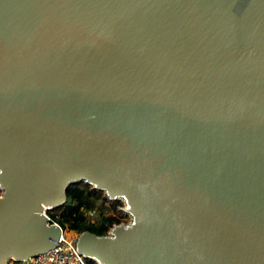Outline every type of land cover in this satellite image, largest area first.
Instances as JSON below:
<instances>
[{
  "label": "water",
  "instance_id": "95a60500",
  "mask_svg": "<svg viewBox=\"0 0 264 264\" xmlns=\"http://www.w3.org/2000/svg\"><path fill=\"white\" fill-rule=\"evenodd\" d=\"M81 181L130 216L86 259L264 264V0H0V264Z\"/></svg>",
  "mask_w": 264,
  "mask_h": 264
},
{
  "label": "trees",
  "instance_id": "16d2710c",
  "mask_svg": "<svg viewBox=\"0 0 264 264\" xmlns=\"http://www.w3.org/2000/svg\"><path fill=\"white\" fill-rule=\"evenodd\" d=\"M102 197L107 199L102 192L86 183L69 184L65 190V201L58 207V213L48 212L47 214L61 227L67 225L69 229L77 233L87 231L98 236L106 235L108 229L119 222L117 217L102 214L99 221L90 222L84 214L86 211L94 210ZM86 261L87 264H95L92 259H86Z\"/></svg>",
  "mask_w": 264,
  "mask_h": 264
},
{
  "label": "built area",
  "instance_id": "2783aa9c",
  "mask_svg": "<svg viewBox=\"0 0 264 264\" xmlns=\"http://www.w3.org/2000/svg\"><path fill=\"white\" fill-rule=\"evenodd\" d=\"M47 217L51 224L57 225L61 229L56 245L46 252L27 258H10L6 264H87L86 257L78 251L77 239L65 235L63 227L48 215Z\"/></svg>",
  "mask_w": 264,
  "mask_h": 264
},
{
  "label": "rangeland",
  "instance_id": "374dc122",
  "mask_svg": "<svg viewBox=\"0 0 264 264\" xmlns=\"http://www.w3.org/2000/svg\"><path fill=\"white\" fill-rule=\"evenodd\" d=\"M81 182H83V181H81ZM83 183H85V182H83ZM100 192H102L103 196L106 197V195L104 194L103 191H100ZM114 206H116V207H114ZM58 207H53L52 209H47L46 214L48 212L58 213V209H59ZM123 208H124V202L122 199L116 198V199L111 200V199L107 198L105 200L102 197L100 199V201L98 202L97 207L94 210L86 211V212H84V214L87 218V221H90V222L99 221L102 214H105V215H113V216L117 217L119 219V222L116 223V225L117 224H127L130 221V216L126 212L123 211ZM62 227H63V231H64L65 235H67L68 237H70V238L74 237L76 239H77V237H79L80 233H77L76 231L69 229L67 225L62 226ZM110 228L108 229V231L110 230ZM93 261L95 262V264H98V262H96L95 260H93Z\"/></svg>",
  "mask_w": 264,
  "mask_h": 264
},
{
  "label": "bare ground",
  "instance_id": "6f19581e",
  "mask_svg": "<svg viewBox=\"0 0 264 264\" xmlns=\"http://www.w3.org/2000/svg\"><path fill=\"white\" fill-rule=\"evenodd\" d=\"M105 193V190H102ZM52 208L51 206H47L46 209Z\"/></svg>",
  "mask_w": 264,
  "mask_h": 264
}]
</instances>
